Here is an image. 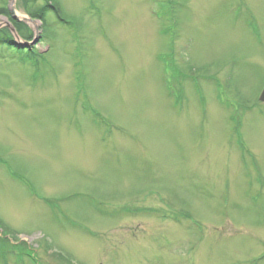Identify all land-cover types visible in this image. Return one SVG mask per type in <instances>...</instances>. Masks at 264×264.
Listing matches in <instances>:
<instances>
[{
    "label": "rangeland",
    "instance_id": "obj_1",
    "mask_svg": "<svg viewBox=\"0 0 264 264\" xmlns=\"http://www.w3.org/2000/svg\"><path fill=\"white\" fill-rule=\"evenodd\" d=\"M49 1L0 0V264H264V0Z\"/></svg>",
    "mask_w": 264,
    "mask_h": 264
},
{
    "label": "trees",
    "instance_id": "obj_2",
    "mask_svg": "<svg viewBox=\"0 0 264 264\" xmlns=\"http://www.w3.org/2000/svg\"><path fill=\"white\" fill-rule=\"evenodd\" d=\"M50 1H52V0H50ZM50 1L49 2H47V5H46V7L44 8V9H42L40 12H38L37 14H35V15H32L31 17L32 18H39L42 22H44V16H45V12H46V10L47 9H49V7H47V6H49L50 4H53V3H50ZM55 9V8H54ZM54 11V10H53ZM54 13L57 15V17L58 18H60V13H59V11H57L56 9H55V11H54ZM14 23V25H15V28H16V30L18 31V33H21V31H22V28H23V23L21 22V23H15V22H13ZM23 39V38H22ZM30 40H32L33 41V39H30ZM0 46H7V47H9V48H12V49H18V50H20L21 51V49H20V47H18L17 45H16V42H15V40H14V37L12 36V35H5V36H3V37H0Z\"/></svg>",
    "mask_w": 264,
    "mask_h": 264
},
{
    "label": "water",
    "instance_id": "obj_3",
    "mask_svg": "<svg viewBox=\"0 0 264 264\" xmlns=\"http://www.w3.org/2000/svg\"><path fill=\"white\" fill-rule=\"evenodd\" d=\"M24 21L27 22V20H24ZM32 22H34V21H32ZM14 31H15V30H13V32H14ZM37 42H38V40L36 39V40L34 41L33 45H36ZM22 47H23V48H29L30 45H29V44H25V45L22 46ZM260 101H261V102H264V91H263L262 94H261Z\"/></svg>",
    "mask_w": 264,
    "mask_h": 264
},
{
    "label": "bare ground",
    "instance_id": "obj_4",
    "mask_svg": "<svg viewBox=\"0 0 264 264\" xmlns=\"http://www.w3.org/2000/svg\"><path fill=\"white\" fill-rule=\"evenodd\" d=\"M21 18H22V17H21ZM23 18L28 20V18H27V17H23Z\"/></svg>",
    "mask_w": 264,
    "mask_h": 264
}]
</instances>
